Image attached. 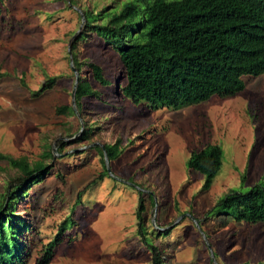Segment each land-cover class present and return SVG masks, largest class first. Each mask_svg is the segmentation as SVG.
Wrapping results in <instances>:
<instances>
[{"label": "rangeland", "instance_id": "374dc122", "mask_svg": "<svg viewBox=\"0 0 264 264\" xmlns=\"http://www.w3.org/2000/svg\"><path fill=\"white\" fill-rule=\"evenodd\" d=\"M122 1L0 5V72L8 73L0 79V153L46 165L36 183L21 182L0 161V205L24 223L18 264H38L51 240L47 264H151L138 223L156 245L159 264L263 261L264 223L234 221L232 210L216 205L230 189L244 192L264 181V73L243 77L232 96L181 109L132 103L114 86L123 81L116 52L84 27L79 13L82 6L98 11ZM72 44L83 63L78 76L98 93L78 110L71 99ZM89 62L102 67L109 87L92 79ZM47 76L55 83L34 97ZM63 105L71 114L56 112ZM115 141L120 152L108 163L103 145ZM209 144L221 148V168L202 189L203 175L186 161Z\"/></svg>", "mask_w": 264, "mask_h": 264}, {"label": "trees", "instance_id": "16d2710c", "mask_svg": "<svg viewBox=\"0 0 264 264\" xmlns=\"http://www.w3.org/2000/svg\"><path fill=\"white\" fill-rule=\"evenodd\" d=\"M79 1L69 0L71 5ZM80 11L84 27L116 52L123 81H115V89L134 104L181 109L211 96H232L242 90L243 77L264 73V0H123L118 8L93 11L82 6ZM73 49L74 44L70 46L71 63L78 75L83 63L77 60ZM85 65L100 86L111 85L100 65L91 62ZM7 76V72H0V79ZM55 80L56 76H47L39 89L32 92L33 96L38 97L51 88ZM89 96L98 98V93L78 76L74 91L77 110ZM56 112L71 114V108L59 106ZM103 150L108 163L114 161L120 152L118 141L104 144ZM44 155L51 156L49 152ZM221 157V148L213 144L189 154L186 168L203 175L202 189L208 188L220 170ZM0 161L20 173L17 178L21 182L36 183L46 172L45 164H29L24 157L0 153ZM5 192L8 195L7 189ZM216 207L232 210L234 221L248 225L264 223V181L244 192L230 189ZM3 209L0 205V264H18L21 246L18 233L24 223L11 210L9 213ZM142 211L139 201L138 219ZM137 226L153 256L151 264H159L156 245L150 246L141 223ZM55 244V240L49 241L38 264L48 263ZM253 264H264V260Z\"/></svg>", "mask_w": 264, "mask_h": 264}, {"label": "water", "instance_id": "95a60500", "mask_svg": "<svg viewBox=\"0 0 264 264\" xmlns=\"http://www.w3.org/2000/svg\"><path fill=\"white\" fill-rule=\"evenodd\" d=\"M79 13H80V16H81V20H83L81 12H79ZM69 59H70V64L72 66L71 58L69 57ZM71 71L73 72V75H74V84H73V88H72V92H71V99L73 100V104H74L75 103L74 91H75V88H76V85H77L78 75H77V72L75 71V68L73 66L71 67Z\"/></svg>", "mask_w": 264, "mask_h": 264}]
</instances>
